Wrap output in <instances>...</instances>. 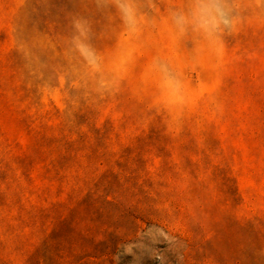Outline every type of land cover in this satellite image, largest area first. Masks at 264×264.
Instances as JSON below:
<instances>
[{"label": "rangeland", "instance_id": "374dc122", "mask_svg": "<svg viewBox=\"0 0 264 264\" xmlns=\"http://www.w3.org/2000/svg\"><path fill=\"white\" fill-rule=\"evenodd\" d=\"M0 264H264V0H0Z\"/></svg>", "mask_w": 264, "mask_h": 264}]
</instances>
